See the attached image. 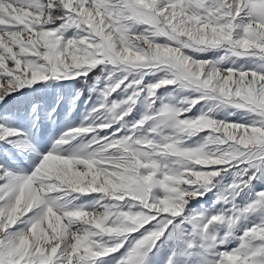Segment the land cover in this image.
I'll use <instances>...</instances> for the list:
<instances>
[{
  "label": "snow or ice",
  "instance_id": "obj_1",
  "mask_svg": "<svg viewBox=\"0 0 264 264\" xmlns=\"http://www.w3.org/2000/svg\"><path fill=\"white\" fill-rule=\"evenodd\" d=\"M0 264H264V0H0Z\"/></svg>",
  "mask_w": 264,
  "mask_h": 264
}]
</instances>
